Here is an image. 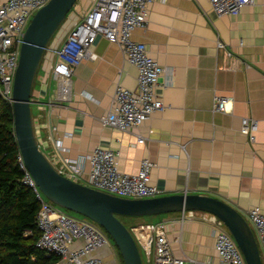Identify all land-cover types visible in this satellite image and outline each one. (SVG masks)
I'll return each mask as SVG.
<instances>
[{"label": "crops", "instance_id": "0c3cea01", "mask_svg": "<svg viewBox=\"0 0 264 264\" xmlns=\"http://www.w3.org/2000/svg\"><path fill=\"white\" fill-rule=\"evenodd\" d=\"M92 2L80 0L70 23L63 24L49 45L45 70L36 77L31 98L41 149L52 161L56 155L61 163L63 158L73 165L83 161L81 172L67 169L68 177L83 184L91 169L86 157L97 147L111 148L121 153L122 172L137 173L143 159L153 161L151 183L160 188V195L213 196L231 203L248 220L251 208L264 211V0H254L236 16H218L209 0H154L147 25L137 27L132 37L172 71L157 86L165 108L127 131L103 126L100 117L112 109L118 85L137 88L138 70L118 44L101 35L90 58L74 70L71 98L58 100L54 49ZM215 96L228 98L225 111L214 109ZM243 118L258 120L254 141L241 132ZM57 139L66 147L61 155ZM184 213L162 214L159 219L126 216L124 222H168V238L183 264L218 263L212 224L201 216L183 220ZM115 248L101 252L105 264H123ZM262 257L264 261L263 252ZM144 264H153L152 258L146 256Z\"/></svg>", "mask_w": 264, "mask_h": 264}, {"label": "built area", "instance_id": "2783aa9c", "mask_svg": "<svg viewBox=\"0 0 264 264\" xmlns=\"http://www.w3.org/2000/svg\"><path fill=\"white\" fill-rule=\"evenodd\" d=\"M153 1L93 0L88 10L71 28L63 43L54 49L56 61L53 64V74L59 84V101H68L71 98L74 70L85 59L90 58L92 45L101 35L118 44L128 62L138 70V86L135 90L122 85L117 86L112 109L100 117L103 126H111L122 131L131 130L146 122L155 112L165 108L163 100L157 94V86L160 78L165 74H171L172 71L150 55L145 43L132 37L137 27L147 25ZM209 1L212 10L218 16H236L245 6L254 3V0ZM48 2L49 0L0 1V93L12 103L14 79L25 30L35 13ZM79 2L80 0L71 13L77 9ZM219 47H224V44L219 42ZM85 95L91 97L88 93ZM227 104L228 98L215 96V110L225 111ZM257 130L258 120L243 118L241 132L249 136L251 141L256 139ZM142 140L140 137L139 141ZM54 142L59 154L66 149L61 140L57 139ZM120 155V151L116 149L95 148L86 157L91 163L86 185L123 198L140 199L160 195V188L151 183V172L156 164L145 158L141 161L137 173L122 172L119 169ZM19 159L25 171L24 181L34 189L41 203L37 217L41 234L36 243L37 247L59 257L52 264H105L101 252L113 249L111 236L97 223L76 219L62 207L49 201L25 166L21 154ZM61 159L62 157L58 155L53 159L55 163L59 162V166L56 167L61 173L67 176V169H72L76 173L81 172L83 161L73 165L65 158L64 163H61ZM184 212L190 214L184 213L183 220L201 216L213 226L215 247L219 254L218 263L205 261L200 264H247L237 242L219 217L203 211ZM248 217L255 227L258 242L264 252V211L260 206H255L248 211ZM168 227L169 223L165 221L132 226L131 230L138 245L143 248L147 257L152 258L153 264H183V259L173 252L167 235ZM78 241L83 243L76 247Z\"/></svg>", "mask_w": 264, "mask_h": 264}, {"label": "water", "instance_id": "95a60500", "mask_svg": "<svg viewBox=\"0 0 264 264\" xmlns=\"http://www.w3.org/2000/svg\"><path fill=\"white\" fill-rule=\"evenodd\" d=\"M79 0H49L33 16L24 36L13 87L14 128L25 166L44 196L102 226L111 236L124 264H144L132 230L118 217L149 216L184 211L209 212L219 217L237 242L247 264H264L249 220L231 203L197 193L150 198H123L77 182L61 173L41 149L32 110V92L50 41Z\"/></svg>", "mask_w": 264, "mask_h": 264}, {"label": "trees", "instance_id": "16d2710c", "mask_svg": "<svg viewBox=\"0 0 264 264\" xmlns=\"http://www.w3.org/2000/svg\"><path fill=\"white\" fill-rule=\"evenodd\" d=\"M20 154L13 103L0 93V264H52L59 257L36 245L41 203L24 181Z\"/></svg>", "mask_w": 264, "mask_h": 264}, {"label": "rangeland", "instance_id": "374dc122", "mask_svg": "<svg viewBox=\"0 0 264 264\" xmlns=\"http://www.w3.org/2000/svg\"><path fill=\"white\" fill-rule=\"evenodd\" d=\"M92 4V3H91ZM91 6V5H90ZM71 14V13H70ZM70 14L67 16V19L65 20V22H64V24H66V22H68V24L70 23ZM33 18V17H32ZM32 18H31V20H32ZM31 20H30V22H31ZM29 22V23H30ZM29 25V24H28ZM64 25H62V27H63ZM61 27V28H62ZM61 30V29H60ZM60 32V31H59ZM59 32H56L57 34L59 33ZM57 34L56 35H54L53 36V38L51 39V41H50V43H52L53 42V40L56 38V36H57ZM45 70V56L43 57V59H42V61H41V64H40V67H39V70H38V73H37V75L39 74V73H41V72H43ZM84 184H87V181L86 182H84ZM64 209V208H63ZM65 210V209H64ZM67 213H69L70 215H72L73 217H75L76 219H79V220H90V221H92L91 219H89V218H87L86 216H84V215H82V214H79V213H77V212H74V211H70V210H65ZM168 214V213H167ZM149 216H153V217H156V218H160V216H162V214H158V215H149ZM130 217H136V218H139V217H137V216H130ZM146 217V216H145ZM124 218H125V215H121V219L124 221ZM94 222V221H93ZM96 223V222H95ZM252 223V222H251ZM99 225V224H98ZM126 225H128L129 226V224L128 223H126ZM252 225H253V223H252ZM100 226V225H99ZM254 226V225H253ZM101 228H103L102 226H100ZM130 227V229H132L133 230V228H132V226H129ZM104 229V228H103ZM254 229H255V227H254ZM105 230V229H104ZM228 232V231H227ZM113 240V239H112ZM114 243V242H113ZM259 245H260V243H259ZM139 248H140V251H141V255H142V258L144 259V262H146V253H145V251L143 250V248L139 245ZM260 248H261V251L263 252V250H262V246L260 245ZM116 250H115V252H116V255H117V252H118V249L117 248H115ZM263 254H264V252H263ZM118 256V255H117Z\"/></svg>", "mask_w": 264, "mask_h": 264}]
</instances>
